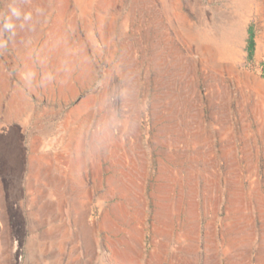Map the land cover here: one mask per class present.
I'll return each mask as SVG.
<instances>
[{
  "label": "rangeland",
  "instance_id": "rangeland-1",
  "mask_svg": "<svg viewBox=\"0 0 264 264\" xmlns=\"http://www.w3.org/2000/svg\"><path fill=\"white\" fill-rule=\"evenodd\" d=\"M0 70L34 102L25 138L40 142L33 166L26 153L21 174L0 175V264H131L126 252L153 264L154 251L159 264L262 262L257 204L242 201L248 247L227 244L223 218L232 181L264 195V0H0ZM161 168L197 182L160 200V222ZM122 169L142 189L126 222L109 187ZM203 175L222 190L210 209ZM181 196L175 223L197 227L191 240L164 222Z\"/></svg>",
  "mask_w": 264,
  "mask_h": 264
},
{
  "label": "bare ground",
  "instance_id": "bare-ground-1",
  "mask_svg": "<svg viewBox=\"0 0 264 264\" xmlns=\"http://www.w3.org/2000/svg\"><path fill=\"white\" fill-rule=\"evenodd\" d=\"M65 2H67V1H65ZM125 160L128 161L129 159L126 158ZM130 161H131V159H130ZM250 162L253 165L251 158H250ZM118 164H119V166H121V164H123V162H118ZM139 169H140V171H142L139 174L144 177L145 172H146V167L143 165L142 161H139V164H137V161H134L132 163L131 169L129 171H130V173L135 174V173H138ZM163 170L164 169L161 168L160 176L158 178L162 182L161 183L157 182L158 184H156L154 187L155 192L152 193V199H155L156 203L158 204V209L156 210V215H155L156 221H160L162 219L160 214L163 216V214H164L163 212L166 209V205L162 204V202L160 204V200L163 201L167 196L169 198L168 194L176 193L178 190H181V191L183 190V192L185 194V198L188 196L192 197V193L195 189L194 186L196 185V182H197L196 177H194V173H188V175L186 177L185 176L183 177L180 174L172 175V174H170L171 172H168L169 174H165V172ZM226 173H228V171H226ZM205 176L203 175V180L205 183H207V185L204 188L202 187V189H203L202 190L203 203L204 202L207 203V199H209V200L211 199V201L214 202V206H216L218 201H219L218 196L220 194V191L222 193V190L219 188L218 185H215V186L212 185V182H211L212 177L210 180V178L205 177ZM200 178L202 180V177H200ZM229 183H230V181H229ZM237 183H238V180L232 181V184H233V186H235V188H233L232 190H227V191L225 190L224 191V194L226 192L225 196L227 197V206H226L227 210H226V215L223 218V220H225V222H227V224L229 226L228 230H226V234H227L226 240L228 241L227 244L230 246H231V244H234V246L240 245L243 247H248V244L253 239L255 233L251 227L246 228L240 224L241 218L245 217L244 213L242 214V210L244 208L243 207L244 204L242 201L247 202V203L249 201H252V202L254 201L257 204L258 210L264 214V195L257 190L258 189L257 183L251 184V186H250L251 191H249L250 193L246 192L245 190L240 188L241 186L236 185ZM186 186L188 187V190L185 192ZM109 187L111 188L113 194L117 195V197L119 199V205H120L119 207H121V209L117 208L116 212L113 213L115 215V218H118L119 220L122 219V221H124V222H126L129 218L130 219H138L140 208H137V207H138V202L140 201L139 200V196H140L139 192L142 191V189L139 185H137L134 182L133 177L130 176V174L123 172V169H122L121 175H119L118 177H113L109 180ZM160 191H162L161 194H160ZM138 194H139V196H138ZM182 198H184V197L181 196L180 198H177V201H176L177 205H174V207L171 208V211L172 210L173 211H172V216L170 217V219H167L165 221L163 219V221L167 223V226L172 227V228L176 227V228H178V230H180L181 228H184V225L178 224L179 222L177 220H176L177 222L175 223V219H177L176 216L179 217L180 203H181V200H183ZM212 202L207 203V204H203V207L210 209L211 208L210 206L213 205ZM234 202L240 203L242 205V207L239 204H234ZM121 210H122V212L120 213ZM249 211H250V209H249ZM157 214H159V216ZM215 219H216V216L213 215L211 218V221L209 220L211 222V227H213L212 225H213V222ZM248 220H250V219H248ZM246 221L247 220H245V222ZM262 221L263 222L261 224V228L264 229V219ZM210 222H209V224H210ZM190 227H191V225L189 226V229H186V230H185V228L181 229V232H179L178 237H180V239H182L183 237L187 238L188 240L193 239L194 238L193 235L196 232L197 227L194 224H193L192 228H190ZM207 227H208V225H207ZM211 230L209 232V236L212 238V235L214 236V231L211 234ZM167 234L168 233L165 232L166 236H167ZM261 237H262V242H264V231H263V234ZM209 240L212 241V239H209ZM192 247H193L192 244H188L184 248H185V251H190L192 249ZM262 247H263V245H262ZM118 254H119V256L116 255L118 258L119 257L124 258L125 262L132 264V262H133L132 256L128 252L123 253L124 255L122 254V256H121V253H118ZM153 258H155V260H152ZM260 260L262 261V262H260V264H264V257H263V259L260 258ZM149 261L150 262L154 261V262H152L153 264H159L160 263V257L158 256V253H155V251L152 252ZM141 262H142V259L139 258V260L136 263L140 264ZM227 263L228 264H239L236 260H234L232 258V256H228Z\"/></svg>",
  "mask_w": 264,
  "mask_h": 264
},
{
  "label": "crops",
  "instance_id": "crops-1",
  "mask_svg": "<svg viewBox=\"0 0 264 264\" xmlns=\"http://www.w3.org/2000/svg\"><path fill=\"white\" fill-rule=\"evenodd\" d=\"M34 108V102L26 96L24 88L13 74L0 70V175L2 176L21 174V170L25 167L26 153L29 154L27 156L29 165H34L35 155L40 151V142L35 137L29 140L25 138V135H34V131H26V129L35 117L39 119V113H35ZM47 182L53 183V180L48 179ZM60 232L63 236V231ZM53 239L56 240L57 237Z\"/></svg>",
  "mask_w": 264,
  "mask_h": 264
},
{
  "label": "clouds",
  "instance_id": "clouds-1",
  "mask_svg": "<svg viewBox=\"0 0 264 264\" xmlns=\"http://www.w3.org/2000/svg\"><path fill=\"white\" fill-rule=\"evenodd\" d=\"M10 11H11V16H13V17L19 18L20 15H21L20 10L18 8H16V7H11ZM24 16L27 19L30 16V13H24ZM11 26L12 25H11V22H10V18H8V20L6 21L4 27L7 28V27H11Z\"/></svg>",
  "mask_w": 264,
  "mask_h": 264
}]
</instances>
